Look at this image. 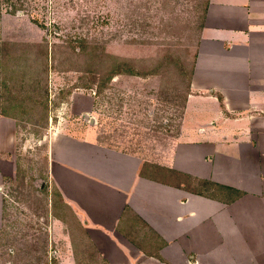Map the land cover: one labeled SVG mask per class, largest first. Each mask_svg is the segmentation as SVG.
Listing matches in <instances>:
<instances>
[{
	"label": "rangeland",
	"instance_id": "374dc122",
	"mask_svg": "<svg viewBox=\"0 0 264 264\" xmlns=\"http://www.w3.org/2000/svg\"><path fill=\"white\" fill-rule=\"evenodd\" d=\"M115 2L0 0V264H108L56 192L57 163L84 150L79 138L151 166L174 154L201 10ZM210 242L199 264H264Z\"/></svg>",
	"mask_w": 264,
	"mask_h": 264
},
{
	"label": "crops",
	"instance_id": "0c3cea01",
	"mask_svg": "<svg viewBox=\"0 0 264 264\" xmlns=\"http://www.w3.org/2000/svg\"><path fill=\"white\" fill-rule=\"evenodd\" d=\"M190 4L203 17L174 154L151 166L79 138L57 163L56 192L108 264H199L215 240L264 255V0Z\"/></svg>",
	"mask_w": 264,
	"mask_h": 264
},
{
	"label": "trees",
	"instance_id": "16d2710c",
	"mask_svg": "<svg viewBox=\"0 0 264 264\" xmlns=\"http://www.w3.org/2000/svg\"><path fill=\"white\" fill-rule=\"evenodd\" d=\"M47 58V51L45 52V59ZM121 72H125L126 74H130V75H133L134 73L128 69V70H120V69H115L113 71V75H119Z\"/></svg>",
	"mask_w": 264,
	"mask_h": 264
}]
</instances>
